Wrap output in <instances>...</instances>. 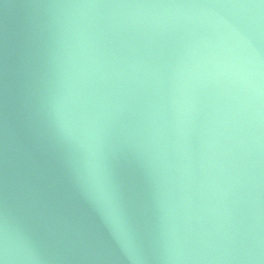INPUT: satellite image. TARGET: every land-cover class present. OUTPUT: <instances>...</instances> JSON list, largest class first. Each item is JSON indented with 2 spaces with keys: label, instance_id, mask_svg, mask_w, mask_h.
Instances as JSON below:
<instances>
[{
  "label": "water",
  "instance_id": "95a60500",
  "mask_svg": "<svg viewBox=\"0 0 264 264\" xmlns=\"http://www.w3.org/2000/svg\"><path fill=\"white\" fill-rule=\"evenodd\" d=\"M0 261L264 264V0H0Z\"/></svg>",
  "mask_w": 264,
  "mask_h": 264
},
{
  "label": "clouds",
  "instance_id": "9594fccd",
  "mask_svg": "<svg viewBox=\"0 0 264 264\" xmlns=\"http://www.w3.org/2000/svg\"><path fill=\"white\" fill-rule=\"evenodd\" d=\"M0 264H4V262L3 261H0Z\"/></svg>",
  "mask_w": 264,
  "mask_h": 264
}]
</instances>
